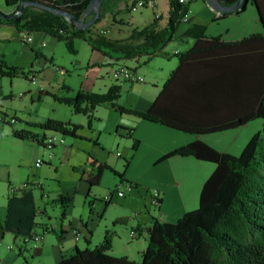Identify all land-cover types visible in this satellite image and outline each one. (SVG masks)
I'll use <instances>...</instances> for the list:
<instances>
[{"label":"rangeland","instance_id":"obj_1","mask_svg":"<svg viewBox=\"0 0 264 264\" xmlns=\"http://www.w3.org/2000/svg\"><path fill=\"white\" fill-rule=\"evenodd\" d=\"M4 2L0 0L2 9L7 8ZM112 2L111 13L105 16L109 17V21L104 18L102 26L96 27L99 23L96 24L94 31L112 28L120 14L126 19L132 18L136 27L152 21L154 12L163 14L165 20L168 18L169 0H156V8L145 2V6L137 7L136 12L131 10L134 0L128 3L122 1L120 6L116 0ZM186 2L195 21L193 24L203 25L208 36H218L227 28L249 35L258 28V24L261 26L250 1L240 16L219 20L213 18L205 0ZM110 14L116 15L112 17ZM190 24L181 23L178 32L181 34ZM26 36L32 41L26 42ZM73 48L74 52H71L65 41L49 33H19L11 25L0 26V63L24 72V75L15 78L0 76V115L6 114L8 121L17 120L14 124L0 123V254L17 250L21 237L30 232L41 233L45 227L49 234L54 232L58 235L64 228L67 233L65 239L74 243L72 227L77 222L92 227L94 239L100 232L107 231V227L112 238V230L119 227L125 243L140 240L143 244L145 237H130L131 229L136 228L139 219H147L149 211L158 212L152 195L160 193L159 186L164 183V177L170 172L180 173L173 163L156 161V151L167 144L163 132L173 130L107 107H96L89 119L84 114H75L69 105L55 102L50 96L39 99V94L44 91L72 97L80 89L105 93L111 85H115L121 88L118 106L126 110L147 111L177 65L176 58L172 57L169 62L158 57L148 64L145 57H141L138 64L128 60L130 68H136L137 75L143 77L141 82H130L122 78L116 80L109 67L102 66L101 56L82 38L73 39ZM119 67L115 65L112 69L116 71ZM33 74L37 76L36 84L30 81ZM48 118L76 125V136L45 131L31 125L45 122ZM262 128L263 120L255 119L238 129L202 137L215 144L219 152L238 157L253 135ZM13 130L28 131L40 140L56 137L65 141L47 149L34 139L16 138ZM178 135L193 137L187 133ZM136 141L138 143L134 147ZM89 156L108 167L100 184L90 189L82 179V172H92L91 166L86 165ZM203 166L213 167L212 164ZM188 172L194 177L203 171L202 167H192ZM194 190L193 183L189 199L185 201L188 207L184 209L185 213L199 206V195L196 197ZM117 192H123L125 197H118ZM61 195L72 199L64 214L58 202ZM175 205L171 199L164 206L171 213L174 223L179 220L173 219L179 214ZM123 216L130 224L116 223L115 218ZM81 244H84L83 238ZM141 254L133 250L131 260L141 262Z\"/></svg>","mask_w":264,"mask_h":264},{"label":"trees","instance_id":"obj_2","mask_svg":"<svg viewBox=\"0 0 264 264\" xmlns=\"http://www.w3.org/2000/svg\"><path fill=\"white\" fill-rule=\"evenodd\" d=\"M23 1L5 0L4 4L13 15ZM27 1L69 12L81 19L92 0ZM144 1L146 5L150 3V0ZM220 1L224 6H232L238 0ZM248 1L256 9L263 33L225 43L220 37L209 38L203 25L192 23L184 35L195 40L193 47L174 55L177 66L147 111L118 106L121 88L115 85L105 93L80 89L72 97L58 96L50 91L39 94V99L50 96L55 102L69 105L75 114H84L89 119L96 107L114 108L120 113L127 112L144 121L195 136L221 133L238 129L255 119L263 120V128L253 135L238 157L219 152L197 139L170 151L160 160L188 156L212 163L215 169L202 186L197 209L186 212L175 223L152 221L141 262L109 254L112 239L107 232L96 248H76L72 255L55 264H264V0ZM113 3L112 0L104 1L101 16L88 29H76L65 17L34 6H25L13 19L5 20L0 15V25L9 24L19 33H49L65 41L71 52H74L73 39L82 38L94 51L110 59L145 57L147 64L174 37L189 8L179 0H169L165 27L158 24L160 17H155L149 25L135 28L128 37L116 40L93 30L107 13H111ZM243 10L245 8L235 13ZM229 15L222 13L215 20ZM20 74L24 72L0 63V76L15 78ZM31 125L76 136V125L52 118ZM13 135L22 140L34 139L45 147L44 139L28 131L13 130ZM86 165L91 166L92 172H82V179L90 189L100 184L108 167L92 156L87 157ZM119 177L122 179V175ZM58 202L64 214L72 199L61 195Z\"/></svg>","mask_w":264,"mask_h":264},{"label":"crops","instance_id":"obj_3","mask_svg":"<svg viewBox=\"0 0 264 264\" xmlns=\"http://www.w3.org/2000/svg\"><path fill=\"white\" fill-rule=\"evenodd\" d=\"M116 1L120 6L122 1L128 3L129 0H116ZM149 5L156 8L157 7L156 0L155 1L150 0ZM0 10L4 13H9V14L12 13V10L10 8H6V9L0 8ZM168 13H169V9H168ZM240 14L232 13L228 17H232L234 15L240 16ZM110 15L113 17L116 14H113V15L110 14ZM157 16L160 17V21L158 22V24L162 28L165 27L166 24L168 23V18L165 20L163 14L154 12V18ZM117 17H118V21L115 25H112V28L107 29V30H104L101 28L99 29V31H96V32L100 33L101 35H105L109 38H114L116 40L123 39L125 37H128L131 30L135 28L141 29L144 26L149 25L151 22L154 21V18H153L152 21L148 22V24L146 23V25H143L142 27H136L132 23L133 22L132 18L126 19L124 15H121V14L118 15ZM213 18H215L214 15H213ZM105 21H109V17H106ZM102 23L103 21H100L99 24L97 23L98 25H96V27L102 26ZM191 23H195L193 16H191ZM7 25L9 24L0 25V26H7ZM258 25H259L258 28L254 29L253 32H251V34L249 35L244 34L243 32H238V30L235 32H232L231 29L227 28L225 29L224 33L221 32L220 34H218V36H208V37L209 38L220 37L222 41L225 43L234 42L237 40L239 41L252 34L253 35L262 34L263 33V29L261 27L262 25L261 26L260 24ZM187 28H185L181 34L178 32V29H177L176 33L174 34V37L164 46V48L160 51V53H158V56L154 58L161 57V58L167 59V61L170 62V59L172 57L176 58L174 56L176 53L177 54L183 53L189 50L191 47H193L195 40L192 37H186L184 35ZM94 52L98 53L101 56L100 61H101L102 66L109 67V72L111 74L113 70L112 67L115 65H128V66L131 65L130 64L131 62L128 60L116 61L115 59H110L102 55L100 52H97V51H94ZM154 58H152L150 62H152ZM140 60L141 58L132 59V61L136 62V64H138ZM176 66L177 65H175V67ZM136 70L137 69L135 68V71ZM162 127L173 130L174 132H177V133L163 132V134L167 138V144H165L164 147L159 148V150L156 151L157 152L156 161H159V163H161L160 160L163 159L170 151L175 150L176 148H179L181 146L190 144L197 139L203 140L205 143L209 144V146L218 150L215 144H213L208 139H204V137H202L203 135H200V136L192 135L193 136L192 138L183 137L182 135H178L179 133H183V132H179V131H176L172 128H168L165 126H162ZM124 129H129V128L125 127ZM162 162L173 163L175 166L174 167L175 170H179L177 172H180V173L170 172L166 177H164V180H163L164 183L161 186H159L160 193L158 194H159L161 202H160V205L157 206L158 212L156 213L153 211H149V217L143 221L139 219V221H137L136 228L131 229V231L133 230L137 233L135 235L136 236L135 238H137V236L139 235L144 236L146 242L142 244L139 240L136 242L133 241V242L125 243L124 242L125 240H122L120 228L115 227L112 230L113 231L112 233L113 237L111 238L112 239V249H110L109 254L116 256V257L124 256L128 259H132L133 250L138 251V253H142L144 250H146V247L148 245V242H147L148 228L151 226L153 220L156 219L158 221H166V222L174 223L173 222L174 220H172L171 213L164 209V206L167 204V202H169V200L171 199L173 202H175L176 207L174 208L179 211V214L175 215L173 219H180V217H182V215L185 213L184 209L188 208L186 206L187 204L185 203V201L186 200L188 201L189 199V196H190L189 192L191 190L192 184L194 183V188H195L194 195L196 197L198 195L200 196V191L202 190V186L204 185L206 180L209 178V176L212 175L215 169V166L212 163L203 162V161H200L193 157H188V156L187 157H175V158L172 157ZM202 163L212 164L213 167L203 166ZM192 167H198V168L202 167L203 172H201V174H196L193 177V174H190L188 172V170ZM124 197L125 195L120 198H124ZM115 221L116 223H119V224H122L125 222L130 224L128 222V218H126L125 216L115 218ZM73 228H79L81 238L84 239V244H81V239L78 241H75L74 243L73 242L71 243L67 239H65V236H67V233L64 228H61L62 232L60 236L54 232L49 234V232H47L48 228L45 227V229L41 233H36V234L42 235V240L38 243V246L36 248L31 247V245H24L23 243V239L27 235L31 233H35V232H30L26 236L21 237L20 241L16 245L17 250L15 251L10 250V252L8 253L2 252L0 254V264H55L56 262H59L63 257H69L70 255H72L76 248H79V250H82L85 248H93V247L96 248L103 241L105 233L111 232V230L108 229L107 227L106 229L107 231L105 232L102 231V233L100 232L98 237L94 239L95 232L92 227H89L88 225H83L82 223L77 222L74 224L72 229ZM120 241L123 242V244Z\"/></svg>","mask_w":264,"mask_h":264},{"label":"built area","instance_id":"obj_4","mask_svg":"<svg viewBox=\"0 0 264 264\" xmlns=\"http://www.w3.org/2000/svg\"><path fill=\"white\" fill-rule=\"evenodd\" d=\"M179 3L187 4L186 0H179ZM137 7H138V0H134V3L131 6V10L133 12H136ZM209 8H210V10L213 13L215 18H219L222 15V12L214 10L211 6H209ZM190 14H191L190 10L188 9L187 13L182 18V21L184 23H188L191 21V15ZM25 41L29 43L32 41V38L29 36H26ZM112 75L116 80L122 78V79H125V80L130 81V82H136L135 69H131L130 66H128V65H120V67L116 71L113 69ZM36 79H37V76L35 74H33L30 81L33 84H36ZM6 116L7 115L3 114V113L0 115V123H6L7 122L9 124H14L16 122V119H14V118L10 119L8 121V119H6ZM64 141H65L64 139H57L56 137H48V138H44V140H42V144L47 149H52L53 147H55L57 145H62L64 143ZM50 157L51 156L49 155V158ZM37 166H40V164L37 163ZM124 195L125 194L123 192H117L118 197H123ZM109 198L110 197H107V199H109ZM152 202L156 206L160 205V197H159V194L157 192H155L152 195ZM73 235H74L75 241H78L81 239V234H80L79 228H73ZM129 236H130V234H129ZM41 240H42V235L36 234V233H31L23 239V243H24V245H31V247L36 248L38 246V243Z\"/></svg>","mask_w":264,"mask_h":264},{"label":"water","instance_id":"obj_5","mask_svg":"<svg viewBox=\"0 0 264 264\" xmlns=\"http://www.w3.org/2000/svg\"><path fill=\"white\" fill-rule=\"evenodd\" d=\"M104 1L105 0H92L90 5H88V8L86 9L84 16L81 19L73 16L69 12L57 10L51 7L42 6L41 4L35 2H28L27 0L21 3L19 7V11L17 13L11 15L9 13L1 12L0 15L2 16L3 19L8 20L9 18L13 19L19 16L22 13L25 6L41 7L42 9H46L50 12L56 13V15L65 17L71 24L75 25L76 29H88L91 28L96 22V20H98V18L101 16L100 9L101 6L104 4ZM205 1L214 10L220 11L224 14H232L237 11H240L246 8L248 2V0H238L232 6H224V4L221 3L220 0H205Z\"/></svg>","mask_w":264,"mask_h":264},{"label":"bare ground","instance_id":"obj_6","mask_svg":"<svg viewBox=\"0 0 264 264\" xmlns=\"http://www.w3.org/2000/svg\"><path fill=\"white\" fill-rule=\"evenodd\" d=\"M145 6V1L144 0H138V7H144ZM135 77H136V82H141L143 81V77L137 75L136 71H135ZM136 232L135 231H131L130 237H135Z\"/></svg>","mask_w":264,"mask_h":264}]
</instances>
